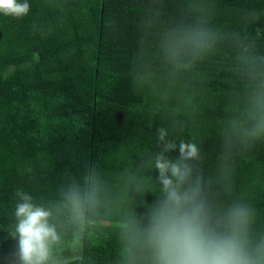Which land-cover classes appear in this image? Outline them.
<instances>
[{
    "label": "trees",
    "instance_id": "obj_1",
    "mask_svg": "<svg viewBox=\"0 0 264 264\" xmlns=\"http://www.w3.org/2000/svg\"><path fill=\"white\" fill-rule=\"evenodd\" d=\"M27 2L23 18L0 13V264L18 243L17 190L52 211L58 264H142L125 224L159 196L161 127L199 147L212 199L249 205L264 237V134L252 135L248 105L264 81V0ZM191 28L213 46L176 69L162 41ZM72 189L80 221L64 206Z\"/></svg>",
    "mask_w": 264,
    "mask_h": 264
},
{
    "label": "clouds",
    "instance_id": "obj_2",
    "mask_svg": "<svg viewBox=\"0 0 264 264\" xmlns=\"http://www.w3.org/2000/svg\"><path fill=\"white\" fill-rule=\"evenodd\" d=\"M29 11L27 0H0V13L5 16L23 18ZM213 43V34L204 28L173 30L164 37L161 49L165 60L180 69L190 67ZM248 105L255 121L252 135L260 136L264 134V81L255 85ZM157 135L162 143L154 158L159 196L141 220L125 224L126 250L133 255L138 250L142 264H264V237L255 240L252 235L254 210L241 202L225 207L216 203L195 163L200 160L199 147L166 139L168 132L163 127ZM176 150L175 159L167 155ZM15 195V224L9 234L18 243L12 264H58L54 245L61 236L50 223L52 211L35 204L23 190ZM88 203H95L93 193ZM64 206L72 219H83L86 206L78 190L66 193Z\"/></svg>",
    "mask_w": 264,
    "mask_h": 264
},
{
    "label": "rangeland",
    "instance_id": "obj_3",
    "mask_svg": "<svg viewBox=\"0 0 264 264\" xmlns=\"http://www.w3.org/2000/svg\"><path fill=\"white\" fill-rule=\"evenodd\" d=\"M3 264V263H2Z\"/></svg>",
    "mask_w": 264,
    "mask_h": 264
}]
</instances>
